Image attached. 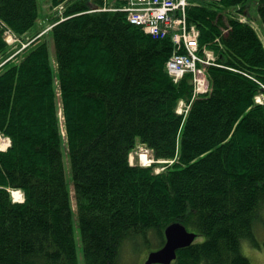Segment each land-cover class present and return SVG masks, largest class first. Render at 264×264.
Masks as SVG:
<instances>
[{"label": "trees", "instance_id": "trees-1", "mask_svg": "<svg viewBox=\"0 0 264 264\" xmlns=\"http://www.w3.org/2000/svg\"><path fill=\"white\" fill-rule=\"evenodd\" d=\"M121 1L50 0L63 17L40 35L38 0H0V140L11 141L0 150V264H78L74 221L84 264H120L126 243L160 248L174 222L202 240L171 264H251L241 242L257 247L264 210V44L249 0L188 8L199 52L220 66L206 68L211 91L186 115L176 107L191 100V75H167L171 41L96 11ZM257 12L264 25V0ZM9 33L30 43L17 52ZM137 142L173 163L130 165Z\"/></svg>", "mask_w": 264, "mask_h": 264}, {"label": "built area", "instance_id": "built-area-1", "mask_svg": "<svg viewBox=\"0 0 264 264\" xmlns=\"http://www.w3.org/2000/svg\"><path fill=\"white\" fill-rule=\"evenodd\" d=\"M197 1L218 3L221 0H124L122 8L130 25L141 28L154 37H170L174 50L167 64L168 74L174 81L186 73L195 75L197 93L207 91L206 83L199 78L202 71L195 70L197 62L211 65L197 56L199 33L187 24V10Z\"/></svg>", "mask_w": 264, "mask_h": 264}, {"label": "rangeland", "instance_id": "rangeland-1", "mask_svg": "<svg viewBox=\"0 0 264 264\" xmlns=\"http://www.w3.org/2000/svg\"><path fill=\"white\" fill-rule=\"evenodd\" d=\"M39 3V20L37 22V25L35 27V30L38 31H43L40 35L44 34L46 31L49 29V23H51V18H55L56 16L61 19L63 17V12L64 10L62 7L60 8H52L50 4V0H38ZM248 11L250 13V16L252 19L251 22L255 26L258 34L260 35L262 42L264 44V25L258 16L257 12V0H249V3L247 4ZM247 15V14H246ZM44 29V30H43ZM34 32V31H33ZM32 32V33H33ZM31 35V33L28 34V36ZM6 41L10 44L15 46L16 44H19L20 47L17 52H20L23 48H25L30 41L23 42L21 38H18L14 36L12 33H9L5 36ZM46 41L49 43V55H50V61L52 66H55V54H54V47L53 43L50 42L51 39L50 37L46 36ZM200 78H204L203 76H200ZM259 96V95H257ZM263 99L260 96L257 98L256 103L262 104ZM178 109V106L176 107V111ZM179 109H181V106H179ZM63 114L60 115L59 118V125L61 129H63ZM62 135L64 136V132L62 131ZM65 141V140H64ZM7 143L3 146L1 144V150H7L9 147L10 143ZM7 145V146H6ZM143 151V152H142ZM145 155L147 163H141V156ZM132 156L130 158L132 159V163H137L136 158L139 157L138 163L141 164L142 167L144 166H149L150 164H153L155 161L152 160V157L150 153L145 149L144 146L140 145L138 142L136 144L135 149L131 153ZM64 164H65V174H66V181L67 185L69 186V191H70V199H71V208L73 212L75 213L76 207H75V201H74V194L73 190L71 187V179H70V170H69V165H68V160L67 157L64 156ZM173 161L168 162V165H171ZM166 167L162 165L156 166L153 168V172L155 174H158L160 172H163ZM15 191H11V197L14 202H19L23 200V197L21 195V192L18 193L19 196L14 195ZM17 199V200H16ZM262 220H264V210L261 213ZM262 220L260 223H257L254 227V237L257 242V247H252L249 245V243L245 240L241 242V247H242V252L244 255L248 258V260L251 262V264H264V225L262 223ZM74 228V237H75V242L77 245V259H78V264H84L83 261V255H82V250L80 246V241H79V233H78V228L76 226V221H74L73 224ZM202 238H197L196 241H201ZM137 245L129 244L126 243L123 245L122 249L120 250V256H119V261L120 264H144L146 257L148 254L152 251H155L157 247H152V248H145L140 241L136 243Z\"/></svg>", "mask_w": 264, "mask_h": 264}, {"label": "water", "instance_id": "water-1", "mask_svg": "<svg viewBox=\"0 0 264 264\" xmlns=\"http://www.w3.org/2000/svg\"><path fill=\"white\" fill-rule=\"evenodd\" d=\"M164 245L148 254L145 264H171L176 259L177 251L191 246L196 234L189 232L182 224L176 222L164 230Z\"/></svg>", "mask_w": 264, "mask_h": 264}, {"label": "bare ground", "instance_id": "bare-ground-1", "mask_svg": "<svg viewBox=\"0 0 264 264\" xmlns=\"http://www.w3.org/2000/svg\"><path fill=\"white\" fill-rule=\"evenodd\" d=\"M111 10V11H120V10H118V9H116V8H103V9H97L96 11H99V10ZM120 12H122V11H120ZM128 22V21H127ZM129 23V22H128ZM144 32V31H143ZM151 38L152 39H154V40H164V39H166L165 37H163V38H161V37H154V36H151ZM5 40H6V38H5ZM7 42V41H6ZM8 43V42H7ZM168 61H169V59L166 61V63H165V67L167 68V64H168ZM195 70L196 71H198V72H200L201 71V69L200 68H196L195 67ZM235 71V70H234ZM257 98H259V96H256L255 97V102H256V100H257ZM257 104V103H256ZM7 142H5V141H3V140H0V148H1V144H3V146L6 144ZM7 146V145H6ZM143 152V151H142ZM132 156V155H131ZM142 161H141V163H147V161H146V157H145V155L143 154L142 156H141V158H140ZM132 160V159H131ZM15 191V190H14ZM21 191H15L14 192V195L17 197V196H19V194L18 193H20ZM17 200V199H16ZM21 202H23V200L21 201Z\"/></svg>", "mask_w": 264, "mask_h": 264}]
</instances>
